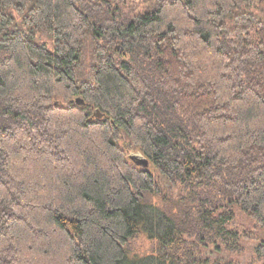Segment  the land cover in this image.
<instances>
[{
    "label": "trees",
    "instance_id": "obj_1",
    "mask_svg": "<svg viewBox=\"0 0 264 264\" xmlns=\"http://www.w3.org/2000/svg\"><path fill=\"white\" fill-rule=\"evenodd\" d=\"M257 229L264 0H0V264H242Z\"/></svg>",
    "mask_w": 264,
    "mask_h": 264
},
{
    "label": "rangeland",
    "instance_id": "obj_2",
    "mask_svg": "<svg viewBox=\"0 0 264 264\" xmlns=\"http://www.w3.org/2000/svg\"><path fill=\"white\" fill-rule=\"evenodd\" d=\"M131 159L135 161V163L141 167L149 168L150 165L148 164V161L141 153H132L130 154ZM243 222H246V219L244 216H242ZM264 238V233L261 229L255 230V232L252 234L251 238L243 241L242 244L244 245V251L234 252L232 253V257L241 262L242 264H248L252 261V264H264V258H258L259 256L256 254L255 246L260 243V241ZM214 256H217L216 254H213ZM219 257V256H217ZM229 257L228 252H224V254H221L219 258L226 259Z\"/></svg>",
    "mask_w": 264,
    "mask_h": 264
},
{
    "label": "water",
    "instance_id": "obj_3",
    "mask_svg": "<svg viewBox=\"0 0 264 264\" xmlns=\"http://www.w3.org/2000/svg\"><path fill=\"white\" fill-rule=\"evenodd\" d=\"M76 102H79V100H76Z\"/></svg>",
    "mask_w": 264,
    "mask_h": 264
}]
</instances>
